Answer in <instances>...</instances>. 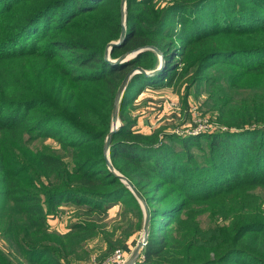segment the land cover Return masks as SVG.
<instances>
[{"label": "trees", "instance_id": "trees-1", "mask_svg": "<svg viewBox=\"0 0 264 264\" xmlns=\"http://www.w3.org/2000/svg\"><path fill=\"white\" fill-rule=\"evenodd\" d=\"M121 13V0H0V264H72L91 227L52 232L61 204L103 216L130 204L141 227L104 145L126 74L159 64L147 47L164 66L130 79L109 148L149 213L137 264H264V0H126L108 59L143 50L112 64ZM171 85L185 100L181 87L203 91L211 133L133 129L126 109ZM45 139L62 154L37 150Z\"/></svg>", "mask_w": 264, "mask_h": 264}, {"label": "rangeland", "instance_id": "rangeland-1", "mask_svg": "<svg viewBox=\"0 0 264 264\" xmlns=\"http://www.w3.org/2000/svg\"><path fill=\"white\" fill-rule=\"evenodd\" d=\"M106 1L109 0H105V3ZM168 1L162 0V4L165 5ZM181 91L182 96L186 93V100L176 93L172 85L150 92L144 91L145 94L139 96L134 104L126 109L127 118L135 125L133 129L150 134L158 128H164L166 134L173 133L184 137L211 133L215 128L214 124L209 122L211 115L199 110L204 102L203 91L199 92L191 88L187 93L184 87H181ZM119 122L121 123L120 120ZM200 143L202 146L206 145L204 140H200ZM35 146L39 151L62 154L60 146L51 139L38 140ZM191 149L196 153L194 147ZM262 196L264 198V193ZM138 215L134 213L130 204H126V207L117 205L114 209H110L106 216L97 213L88 214L85 208L73 204H61L48 216L47 224L52 232L58 234L70 232L73 224L77 222L90 225L91 228L80 234L81 237L75 238L79 247L72 264H125L142 233L143 212L141 227ZM205 225L206 220L203 219L202 226ZM127 235L130 236L126 239ZM120 240L124 241L121 247L117 244ZM108 243L115 247L111 254L106 252ZM0 247L4 251L8 249L2 240ZM118 251L121 256L116 259L115 255Z\"/></svg>", "mask_w": 264, "mask_h": 264}, {"label": "water", "instance_id": "water-1", "mask_svg": "<svg viewBox=\"0 0 264 264\" xmlns=\"http://www.w3.org/2000/svg\"><path fill=\"white\" fill-rule=\"evenodd\" d=\"M125 6H126V0H121L122 29H121L120 38L118 41L112 42L109 44V46L107 47L106 54H105L106 60L112 64H121L123 62H126L129 59L134 58L138 53H140L143 50V49H138V50H135L133 52L126 53V54L120 56L118 59L113 60V61L108 59L111 49L115 46H119L124 39V34H125V14H124ZM146 49L152 50L158 55L159 64H158L157 68L153 71H146V70H143L141 68H135L126 74V76L124 77V79H123V81H122V83H121V85H120V87H119V89L115 95V98H114V103H113V107H112L111 129H110L109 134L106 137V141H105V145H104V155H105L104 159L106 161V165H107L108 170L111 171L116 177H118L120 179V181L122 183H124L127 186V188L131 191V193L135 196V198L137 199V201L140 204V207H141V210H142L143 216H144L142 233L140 235V238L138 240V243H137L134 251L132 252L130 258L128 259V261L125 264H135V262L138 261V259L140 258V255L143 251L144 246L146 245L147 238H148L149 213H148V210L146 208L144 201L141 199L140 195L138 194V192L136 191L134 186L130 182H128L122 175L118 174L113 169L111 162H110V157H109V148H110L112 136L121 126L119 119H118V112H119V107H120L122 95L124 93V90H125L128 82L130 81V79L136 74H143L144 76L157 75L162 70V68L164 66V59H163L162 55L155 48L147 47Z\"/></svg>", "mask_w": 264, "mask_h": 264}, {"label": "built area", "instance_id": "built-area-1", "mask_svg": "<svg viewBox=\"0 0 264 264\" xmlns=\"http://www.w3.org/2000/svg\"><path fill=\"white\" fill-rule=\"evenodd\" d=\"M120 256H121L120 252H119V251H118V252H116L115 258H116V259H119V258H120Z\"/></svg>", "mask_w": 264, "mask_h": 264}, {"label": "crops", "instance_id": "crops-1", "mask_svg": "<svg viewBox=\"0 0 264 264\" xmlns=\"http://www.w3.org/2000/svg\"><path fill=\"white\" fill-rule=\"evenodd\" d=\"M146 92H150V91H153V90H145ZM145 93L143 92L140 96H143ZM115 208V206L114 207H112L111 209H114ZM110 211V210H109Z\"/></svg>", "mask_w": 264, "mask_h": 264}]
</instances>
